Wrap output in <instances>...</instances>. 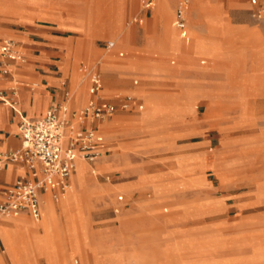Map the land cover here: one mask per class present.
<instances>
[{
	"label": "rangeland",
	"instance_id": "obj_1",
	"mask_svg": "<svg viewBox=\"0 0 264 264\" xmlns=\"http://www.w3.org/2000/svg\"><path fill=\"white\" fill-rule=\"evenodd\" d=\"M156 1L145 17L142 0H0L4 36L20 40L11 28L25 21L65 26L63 52L50 63L69 104L84 95L73 108L88 96L79 67L97 62L105 95L136 94L143 103L106 123L110 151L84 161L96 174L88 173L90 190L78 200L77 247L66 232L52 245L43 215L22 223L0 215L14 264H28L27 256L53 264L63 255L65 264H264V19L251 10L264 0H190L188 44L169 26L174 0L168 29L163 13L171 9L160 0L158 14ZM117 26L120 38L112 35ZM106 39L116 48L107 50ZM15 78L20 89L38 83ZM152 101L159 104L150 110ZM146 110L153 121L129 122ZM116 119L129 121L112 126ZM72 183L66 193L78 195ZM76 207L57 218L71 231Z\"/></svg>",
	"mask_w": 264,
	"mask_h": 264
},
{
	"label": "built area",
	"instance_id": "obj_2",
	"mask_svg": "<svg viewBox=\"0 0 264 264\" xmlns=\"http://www.w3.org/2000/svg\"><path fill=\"white\" fill-rule=\"evenodd\" d=\"M155 0H142L144 8L153 6ZM190 0H177L173 24L185 34ZM252 15L264 19V2L252 10ZM138 22V18L133 19ZM107 50L115 48L114 40L104 44ZM119 56L123 52H118ZM28 58L19 42L4 36L0 23V78H10L14 84L0 86V103L19 114L18 134L20 144L17 148L0 151V169L8 163L18 165L28 173V177L19 176L3 193L0 200V215L16 217L29 213L34 220L41 214V195L48 192L58 199L70 185V176L76 167V159L87 162L97 160L105 146V139L99 130V123L109 119L118 111L142 109V104L133 94H116L115 100L102 97V76L97 62L89 69L85 64L79 67L89 77V98L79 108L69 104L68 92L64 99L50 105L43 115L28 118L21 114L19 89L23 81L15 78L14 71L19 65L26 64ZM2 248L0 246V254Z\"/></svg>",
	"mask_w": 264,
	"mask_h": 264
},
{
	"label": "crops",
	"instance_id": "obj_3",
	"mask_svg": "<svg viewBox=\"0 0 264 264\" xmlns=\"http://www.w3.org/2000/svg\"><path fill=\"white\" fill-rule=\"evenodd\" d=\"M159 1L160 0L156 1V8H155L156 12H157V6H158ZM261 2H264V1H260L259 3H261ZM176 3H177V0H174L172 21L169 22V26L171 29H175V31L178 33V36L184 41L185 44H188L190 41V34H189V29H188V18H187V23H186V28H185V34H182L181 30L176 28L173 24ZM117 4H118V2H117ZM166 4L171 9V3L169 0H166ZM257 5L254 6L253 8H251V10H254L257 7ZM189 6H190V4H189ZM151 8L152 7L144 8L142 5V9L145 10V15H144L145 17L147 16V12L149 10H151ZM188 10H189V7H188ZM171 14H172V9H171V13L167 16V18L170 17ZM134 18H138L139 19L138 23H141V18L138 16L133 17L131 19V22H135L133 20ZM120 22H121V18L119 21V25H120ZM217 22H219V20ZM0 23H1V30H2L3 22L0 20ZM171 23L174 27L171 26ZM64 28H65V26L60 25V24L59 25H44V24H36V23L30 22V21H25L24 26H22V28H11L13 31L12 32L13 35L21 37L20 40H17V41L19 42L21 48H22V46H25V48L24 49L22 48V50L25 52V54L28 58V62H27L28 66H26L27 63L17 66L15 68L14 75L21 74L24 77L34 78V79L38 80V83H35L31 87L29 86L28 83H26L25 86H23L21 89H19L18 107H19L21 114H23L24 116H26L28 118H37V117L43 115L45 110L50 105H53L57 102H60L65 97L62 94V90L60 89V86H59L61 83V80H62V76L57 74L56 70L53 69V66L50 63V61H51L50 57L52 56V53L59 52V51L63 52V41L61 40L63 38V36L59 34V31H62ZM119 29H120V26H117L115 28V30L112 34L113 37L120 38V36L117 34V31ZM185 36H187V37H185ZM196 39H200V38L198 36H196ZM107 40H114V39H106V40H104V44H105V41H107ZM200 40H202V39H200ZM160 41L163 42L162 37H161ZM115 48H116V46H115ZM119 51L123 52V55H121V56H124L123 50L116 51L117 55L119 56V54H118ZM171 62L173 63L174 60H172ZM203 62H204V60H203ZM22 70H25L26 72L24 73V72H22ZM99 71L101 72L100 69H99ZM101 74H102V72H101ZM4 80H10V78H0V86L7 87L6 86L7 83ZM133 81H134V84H136L138 80L134 79ZM89 85H90V82H89L88 87H87L88 96H87L85 103L87 102V100L89 98V92H88ZM100 93H101L102 97L107 99V100H112V101L115 100L114 96H107L104 94L103 80H102V88H101ZM125 94H129V93H125ZM133 95L137 98V101L140 104H142V108H143V103H142L141 99L138 96H136V94H133ZM83 97H84V95H76V98L72 99V103H70V106L71 107H72V105L76 106L79 103H81L83 101ZM148 104L149 105L147 106V108H150V110H151V108L157 106L159 103L152 101V102H149ZM141 110L142 109H140V110L133 109L130 111H118V112L114 113L109 119L99 123V130L103 134L104 139H105V146H104L102 154L99 158L106 155L107 152L110 151V149L108 148V142H107V138L105 135L107 129L109 128L108 124H106V123L114 120L117 117V115L121 114L122 112H134V111L139 112ZM148 112H149V110L144 111L139 117H137L136 119H132V121H129L128 119H124V120H121L117 123L120 124V123H123L125 121L128 123V121H129L134 125L143 126L145 123L151 122L155 118V117L153 118L149 114H147ZM18 119H19L18 113L14 112L10 107L4 106L0 103V151L14 149V148H17L19 146L20 137L18 134ZM114 125H116V124H113L112 126H114ZM16 129H17V132H16ZM132 129H134V128H132ZM136 130H138V129H136ZM78 161L84 162V160H80L79 158L76 159V169H77V162ZM89 170L92 174H96V170L93 166L89 167ZM74 174H76V170H74V173L72 175H74ZM19 176L28 177L29 175H28V173L24 172L23 170H20L19 166L16 164L8 163V164H5L0 169V200L3 198V193H4V190L6 189V187H8L11 183H13L14 180ZM69 181L71 184V177H70ZM103 192H104V190H98L96 192V194L103 193ZM64 194H62V195H64ZM47 198L50 201L54 202L55 204H57V202L59 200V198L53 199L48 192L42 193L40 218H42L43 211L45 208V202L44 201H46ZM121 200H123V195L118 196V201H121ZM76 206H77L75 208L76 210L72 213L73 214V220H74L72 231L70 230L69 226L67 225V222L64 221V223H61L60 219H56L54 222L55 226L57 228V234L52 233L51 230L48 228V231L49 230L50 231L48 232L47 236H49L48 239H50V241L52 242V245H54L58 240L61 239L63 232H66L70 238V241H71L73 248L78 246V242L80 240L77 239V237L75 236V234H76L75 231L77 228V224H76L75 220L77 217H79L81 215L83 205L79 201L76 204ZM116 210H117V208H116ZM20 215H23L25 217L29 216L32 218V216L27 212L22 213ZM2 222H6V220L1 221L0 223H2ZM44 239L46 240V238H44ZM45 240H44V242H45ZM0 246L2 248V253L0 254V261L1 260L4 261V259L7 258L8 256L10 257V255L6 252V246L4 244L1 233H0ZM10 259H11L12 264H14V261L12 260L11 257H10ZM32 259L33 258H30L29 256H27L28 264H32ZM65 261H66L65 255H63V256H61V258H58V259H57V257L55 258V256H53L51 258L50 262L53 264H57V263L58 264H65ZM48 264H49V262H48Z\"/></svg>",
	"mask_w": 264,
	"mask_h": 264
},
{
	"label": "bare ground",
	"instance_id": "obj_4",
	"mask_svg": "<svg viewBox=\"0 0 264 264\" xmlns=\"http://www.w3.org/2000/svg\"><path fill=\"white\" fill-rule=\"evenodd\" d=\"M163 6L162 3H160V7ZM164 15V24L166 26V29H168L167 27V14L166 12L163 13ZM171 26L174 27L171 23ZM168 32H170L168 30ZM175 36V35H173ZM187 37V36H185ZM183 38V37H182ZM124 120V119H116L114 124ZM119 124V123H117ZM106 126V125H105ZM81 160V159H80ZM105 164V163H104ZM108 165V164H107ZM76 170V174L72 175L71 174V184L69 185V188L67 191H71L73 189V183H72V179L74 180V183L76 185V187L78 188V195L75 194H71V193H65L64 195H62V199L60 201V203L58 205L52 203L49 199H46L45 202V208L43 211V221L44 224L46 225V228L52 230V232H55V220L61 215V214H65V215H69L72 208L74 206H76V204L78 203L79 198H82V200L84 201L85 195H87L86 193H88L87 191H89L90 189L86 186L87 184V176L88 173L91 174L90 170H89V166L87 164H85L83 161H78L77 162V169L75 167ZM75 190V189H74ZM96 189L93 188V191H95ZM98 191V190H96ZM87 201V200H86ZM28 221V222H32L31 220H26L24 218V216H18L14 218V221L17 223H22V221ZM2 225V223H0V226ZM32 238L36 239V240H40L41 236L40 234H38L37 232H33L32 234Z\"/></svg>",
	"mask_w": 264,
	"mask_h": 264
}]
</instances>
